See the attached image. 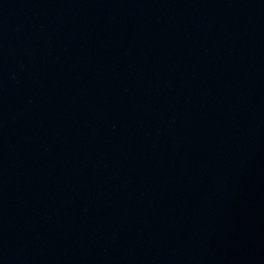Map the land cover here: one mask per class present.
I'll return each instance as SVG.
<instances>
[{"label": "water", "instance_id": "95a60500", "mask_svg": "<svg viewBox=\"0 0 264 264\" xmlns=\"http://www.w3.org/2000/svg\"><path fill=\"white\" fill-rule=\"evenodd\" d=\"M0 264H264V0H0Z\"/></svg>", "mask_w": 264, "mask_h": 264}]
</instances>
